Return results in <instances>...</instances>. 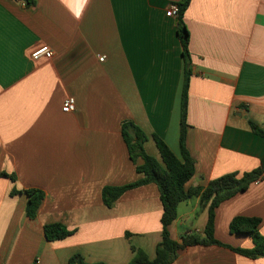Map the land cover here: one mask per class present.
<instances>
[{
	"label": "crops",
	"instance_id": "1",
	"mask_svg": "<svg viewBox=\"0 0 264 264\" xmlns=\"http://www.w3.org/2000/svg\"><path fill=\"white\" fill-rule=\"evenodd\" d=\"M181 1L0 0V174L16 177L0 176V264H69L76 254L89 264H129L132 246L156 257L158 187L129 190L111 207L103 190L143 178L123 139L124 121L145 132L150 155L160 157L157 135L181 158L185 62L178 20L166 15ZM184 21L193 71L187 147L196 162L188 187H207L253 171L264 157V138L250 124L264 129V0H192ZM44 46L53 57L34 61L32 52ZM69 97L76 111L64 113ZM14 189L45 192L36 219ZM239 216L260 218L264 236V177L216 209V239L252 249L251 237L230 231ZM208 219L200 197L181 203L172 239L202 234ZM53 223L75 233L49 242L44 227ZM172 264L264 258L197 245Z\"/></svg>",
	"mask_w": 264,
	"mask_h": 264
},
{
	"label": "trees",
	"instance_id": "2",
	"mask_svg": "<svg viewBox=\"0 0 264 264\" xmlns=\"http://www.w3.org/2000/svg\"><path fill=\"white\" fill-rule=\"evenodd\" d=\"M192 0H183L177 3L180 13L177 17V35L183 49L185 62V79L182 95L181 134L179 158L171 148L157 135L153 136L159 151V158L150 155L145 144L148 136L133 121H124L122 124V135L127 145L132 162L136 165V171L143 178L124 186L105 187L103 190L104 203L111 207L125 192L149 184H155L160 191L163 206L161 217L162 241L157 247L156 257L152 260L141 249L132 246L134 257L129 264H172L180 251L193 246H221L235 253L251 259L264 258V236L260 233L261 219L257 217L239 216L234 218L230 224L232 234L246 235L253 239L255 246L252 249L235 248L218 241L215 237L216 209L224 202L232 199L241 192L248 190L253 184L261 181L264 177V157L258 168L239 176L228 174L217 178L209 183L207 187H188V183L196 174V162L187 147L188 132V107L189 87L193 75L192 60L190 54V33L185 24L184 17ZM28 5H33L34 0H27ZM252 130L256 135L264 138V129L251 122ZM139 161H142L140 164ZM0 176L8 177L16 181L14 175L6 173ZM13 195L24 194L28 197L26 213L29 219H36L38 212L46 198V194L40 189H28L18 191L14 189ZM200 197L202 205L209 207V219L202 234L191 233L183 236L179 241L171 237L170 227L178 218V207L181 203L193 198ZM44 233L49 242L62 241L72 236L75 231L70 230L61 223L45 225ZM69 264H89L79 254L72 256ZM104 264V263H97Z\"/></svg>",
	"mask_w": 264,
	"mask_h": 264
},
{
	"label": "built area",
	"instance_id": "3",
	"mask_svg": "<svg viewBox=\"0 0 264 264\" xmlns=\"http://www.w3.org/2000/svg\"><path fill=\"white\" fill-rule=\"evenodd\" d=\"M180 13V7L178 4H171L168 8L166 15L170 18H177ZM31 57L34 61H40L42 58L51 59L53 57V52L49 47L44 46L41 47L34 52H32ZM101 61H104L105 58H100ZM63 112L64 113H73L76 111V100L73 97H69L65 100L63 104Z\"/></svg>",
	"mask_w": 264,
	"mask_h": 264
},
{
	"label": "rangeland",
	"instance_id": "4",
	"mask_svg": "<svg viewBox=\"0 0 264 264\" xmlns=\"http://www.w3.org/2000/svg\"><path fill=\"white\" fill-rule=\"evenodd\" d=\"M148 150H149V153H152V155H156L153 145H149Z\"/></svg>",
	"mask_w": 264,
	"mask_h": 264
},
{
	"label": "water",
	"instance_id": "5",
	"mask_svg": "<svg viewBox=\"0 0 264 264\" xmlns=\"http://www.w3.org/2000/svg\"><path fill=\"white\" fill-rule=\"evenodd\" d=\"M23 1H27V0H15V2H17V3H21V2H23Z\"/></svg>",
	"mask_w": 264,
	"mask_h": 264
}]
</instances>
